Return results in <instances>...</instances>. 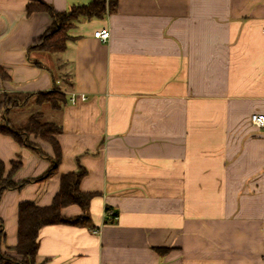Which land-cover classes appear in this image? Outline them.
<instances>
[{
    "label": "crops",
    "instance_id": "crops-1",
    "mask_svg": "<svg viewBox=\"0 0 264 264\" xmlns=\"http://www.w3.org/2000/svg\"><path fill=\"white\" fill-rule=\"evenodd\" d=\"M42 1L65 12L92 0ZM27 4L0 0V92L67 101L9 111L14 128L35 113L60 125L61 158L45 178L54 143L31 135L36 151L0 133L5 176L21 162L13 181L31 180L0 187L2 250L22 260L20 204L50 206L81 165L91 223L44 226L37 264H264V129L250 123L264 114V0H115L75 21L60 54L30 51L53 19Z\"/></svg>",
    "mask_w": 264,
    "mask_h": 264
},
{
    "label": "trees",
    "instance_id": "trees-1",
    "mask_svg": "<svg viewBox=\"0 0 264 264\" xmlns=\"http://www.w3.org/2000/svg\"><path fill=\"white\" fill-rule=\"evenodd\" d=\"M115 7V0H92L88 5H78L65 12L56 11L51 5L42 0H28L27 12L29 15L34 12H46L53 23L47 32L30 47V51L47 52L60 54L67 49L70 40L69 31L73 23L80 18H99L109 13ZM2 77H6L0 69ZM36 98V99H35ZM35 99L39 104H48L54 109H60L67 101L66 94L59 89L49 92H41L36 95L19 97L0 92V133L12 136L21 145L38 151L35 143L30 141V136H39L54 143L56 147V158L52 167L45 174L50 177L56 173L60 163L61 151L54 136L61 133V126L55 122H49L42 118L41 113L31 115L27 124L21 128H14L9 125V111L17 107H25ZM21 162H13L11 172L5 176V164L0 161V187L1 194L5 190L20 189L31 180L16 183L12 174L20 167ZM87 171L81 165L78 170L64 174L61 177V189L55 196L53 203L47 207H40L31 202H23L19 206V229L18 243L12 250L22 257L18 260L4 252L2 246L5 242L4 223L0 218V264H37L36 257L39 249L40 230L47 225L66 224L72 226H89L91 223L90 204L94 194L84 193L80 190V183L86 176ZM77 204L83 214L74 218H66L61 211L64 207ZM110 211V209H107ZM162 252L165 249H158Z\"/></svg>",
    "mask_w": 264,
    "mask_h": 264
},
{
    "label": "built area",
    "instance_id": "built-area-1",
    "mask_svg": "<svg viewBox=\"0 0 264 264\" xmlns=\"http://www.w3.org/2000/svg\"><path fill=\"white\" fill-rule=\"evenodd\" d=\"M110 35H111V32L109 29H104V30H101L95 33V37L103 41H107L110 38ZM86 99L87 97L84 95L79 96V95L73 94L70 98V101L72 104H76L79 100L85 101ZM250 123L255 127L264 129V114L263 113H253L250 116ZM110 216L112 217L113 220H116L117 218V216L112 212H110Z\"/></svg>",
    "mask_w": 264,
    "mask_h": 264
},
{
    "label": "rangeland",
    "instance_id": "rangeland-1",
    "mask_svg": "<svg viewBox=\"0 0 264 264\" xmlns=\"http://www.w3.org/2000/svg\"><path fill=\"white\" fill-rule=\"evenodd\" d=\"M33 107V104H30L28 108H32Z\"/></svg>",
    "mask_w": 264,
    "mask_h": 264
}]
</instances>
